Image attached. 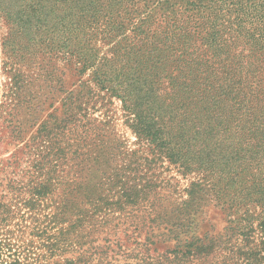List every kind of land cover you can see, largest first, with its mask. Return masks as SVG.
Returning a JSON list of instances; mask_svg holds the SVG:
<instances>
[{"label": "trees", "instance_id": "obj_1", "mask_svg": "<svg viewBox=\"0 0 264 264\" xmlns=\"http://www.w3.org/2000/svg\"><path fill=\"white\" fill-rule=\"evenodd\" d=\"M44 1V5L34 10L41 25L38 31L43 36L39 43L48 48V41L54 40L52 50L74 56L82 54L87 43L94 41L98 33L95 30H99L96 27L106 14L112 16L109 18L112 22L102 33L113 44L114 58L96 66L79 57L85 60L79 72L83 74L87 68L96 66L91 79L95 87L122 99L125 105L126 88L134 85L142 97L159 96L164 109L160 121L153 119V125H148L137 115L131 124L139 140L150 145L157 161H169L183 176L203 173L207 180L216 181L213 188L223 197L229 192L239 197L243 191V198L247 199L239 202L262 210L258 216L249 214L246 220L231 221L237 225L228 232L232 237H241L239 243L228 236L214 237L210 233L202 239L179 240L180 245L170 252L173 261L186 262L197 257L211 261L225 252V259H234V264H264V171L254 175L262 181H253L250 190L247 181L240 180L243 172L252 167H264V0H214V7H208L210 0L188 1L189 11L193 12L189 23L172 11L173 25L157 38L155 27L149 25L150 17L144 14L136 28L138 41L126 36L128 23L136 17L131 11L120 15L117 9L121 0H108L107 4L104 0ZM158 2H164L165 7L169 3ZM233 7H238L234 10L237 13L234 24L240 29L238 36L222 41L216 21L212 23L215 29L202 39L195 38L190 31L197 13L204 14L205 22L213 16L208 14L213 9L215 20L219 21L220 16L224 22L231 20V15L222 12H230ZM17 15L18 12H13L8 16L18 19ZM29 16L24 23L21 22L25 19L19 18L18 23L34 40L32 32L37 25ZM205 27L203 23L202 28ZM241 39L249 47L237 45ZM238 48L242 51L234 53ZM55 123L53 127L43 125L37 139H33L48 144L46 151L41 152L42 160L33 167L38 169L36 179L54 158L62 164L70 159L74 162L73 169L61 176L51 168L45 181H0V264L146 262L136 248L129 251L120 241L100 239L93 228L83 230L85 224H92L100 214L111 217V212L134 211L137 200L121 195L111 201L98 189L99 185L91 187L77 182L70 172L85 166L82 159L88 154L83 151L88 148L86 137L91 125L80 123L69 127L72 123L66 119H56ZM90 158L92 162L99 161L98 155ZM137 167L114 174L112 179L125 184L133 179ZM182 216L177 219L157 216L154 221L181 226L174 220H181ZM111 219L122 220L114 216ZM186 226L190 228L189 224Z\"/></svg>", "mask_w": 264, "mask_h": 264}, {"label": "rangeland", "instance_id": "obj_2", "mask_svg": "<svg viewBox=\"0 0 264 264\" xmlns=\"http://www.w3.org/2000/svg\"><path fill=\"white\" fill-rule=\"evenodd\" d=\"M158 1L121 0L117 9L120 15L131 11L136 17L128 23L126 34L132 41L139 39L136 28L144 14L150 17L149 25L155 27L156 38L173 25L172 11L183 16V22L189 23L191 20L193 12L189 11L191 7L186 3L192 0H166L169 1L166 7L171 8H166L164 2L159 4ZM104 2L107 4L108 0ZM44 4V0H0V181H45L51 168H55L61 176L68 175L74 162L68 159L62 164L54 158L52 163L42 168L41 177L36 179L38 169L33 167L42 160L41 152L46 151L48 144L42 140L33 142V139H37L43 125L55 126L56 119H66L69 124L72 123L66 124L69 127L80 123L90 124L91 129L87 131L89 135L86 137L88 148L83 151L88 157L82 159L85 166L74 169L71 175L74 174V179L84 185H99L98 189L101 188L103 195L111 201L118 200L121 195L135 197L139 208L134 211L128 209L126 214L111 212V217L122 220L100 214L92 224H85L83 230L93 228L100 239L120 241L126 250L136 248L137 254L146 261L142 263L137 260L140 264H234V259H225V252H220L221 255L215 260L205 261L197 257L186 262L182 259L173 261L170 252L180 245L179 240L202 239L208 233L214 237L228 236L237 244L241 237H232L228 229L236 227L234 221L246 220L249 214L260 215L261 208L254 209L248 203L241 204L239 201L245 197L243 191L238 192L239 197L234 196V192L226 193L223 197L213 188L216 181L207 180L203 173L183 176L169 161H157L150 145L139 140L131 124L137 115L148 125H153V119L160 121L164 109H161L158 95L142 97L137 85L127 87L125 93L128 101L125 105L122 99L106 95L95 87L96 83L91 81L95 67L106 59L114 58L111 51L113 44L105 40L102 33L112 22L110 14H106L105 19L96 27L98 33L90 45L87 43V50L83 48L82 54L75 53L74 56L70 52L65 54L52 50L54 40L48 41V48L39 43L43 36L38 31L41 25L36 21L39 16L34 10ZM210 6L214 7V0L208 2ZM237 9L233 7L230 12L223 11L222 14L231 15V20L224 22L220 16L219 21L215 20L214 16L217 15L213 9L208 12L213 16L205 22L202 21L204 14L197 13L189 29L195 33V38L202 39L206 33L215 29L212 23L216 21L219 37L226 41L230 36L239 35L240 29L234 24L237 15L234 10ZM13 12H18V19L8 16ZM27 15L37 25L32 32L34 40L18 23L21 17L25 19L21 22L24 23ZM203 23L205 29L202 28ZM247 44V41L241 39L237 45L249 47ZM239 51L242 49L238 48L234 53ZM79 57L87 58L96 66L80 74L79 69L85 60ZM88 150L92 153H88ZM93 155H98L99 161H90ZM134 166H138L134 180L121 184L122 181L112 179L114 174L128 168L131 171ZM251 169L243 172L240 178L241 181H247L249 190L254 186L253 181H262L260 176L254 175L260 170L264 171V167ZM18 201L21 206V196ZM164 215L172 219L183 215L181 220H174L182 225L154 221L157 216ZM184 217L189 220H183Z\"/></svg>", "mask_w": 264, "mask_h": 264}]
</instances>
